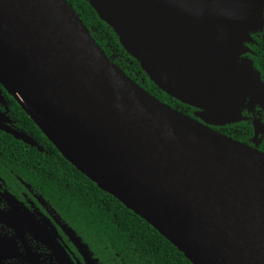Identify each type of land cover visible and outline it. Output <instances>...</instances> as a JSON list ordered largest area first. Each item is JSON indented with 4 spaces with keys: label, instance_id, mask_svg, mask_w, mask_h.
Wrapping results in <instances>:
<instances>
[{
    "label": "water",
    "instance_id": "obj_1",
    "mask_svg": "<svg viewBox=\"0 0 264 264\" xmlns=\"http://www.w3.org/2000/svg\"><path fill=\"white\" fill-rule=\"evenodd\" d=\"M88 2L153 83L206 123L239 121L247 89L264 95L239 63L264 28V0ZM0 84L68 162L192 264H264V153L145 90L67 0H0ZM0 130L43 151L1 110Z\"/></svg>",
    "mask_w": 264,
    "mask_h": 264
},
{
    "label": "trees",
    "instance_id": "obj_2",
    "mask_svg": "<svg viewBox=\"0 0 264 264\" xmlns=\"http://www.w3.org/2000/svg\"><path fill=\"white\" fill-rule=\"evenodd\" d=\"M67 1L112 62L123 67L113 59L112 52L122 59L127 58L135 72H140L136 82L143 88L174 109L182 105L153 83L140 63L123 48L113 28L98 16L88 0ZM252 37L257 42L253 47L257 54L255 59L261 62L260 70L264 73V28L253 33ZM7 98L9 116L16 121L15 127L32 135L43 151L0 130L1 174L13 171L39 189L74 227L82 242L99 254L105 264H192L145 220L79 172L60 154L14 98L9 95ZM231 137L237 138L233 134Z\"/></svg>",
    "mask_w": 264,
    "mask_h": 264
},
{
    "label": "flooded vegetation",
    "instance_id": "obj_3",
    "mask_svg": "<svg viewBox=\"0 0 264 264\" xmlns=\"http://www.w3.org/2000/svg\"><path fill=\"white\" fill-rule=\"evenodd\" d=\"M246 45L250 51L240 55L239 63L248 66L250 74H259V80L264 86V73L260 70L262 64L256 61L257 54L253 51L257 42L253 38V41ZM112 57L122 64L123 67L116 65L121 67L131 79L134 77L135 82L139 79L140 72H135L132 62H129L127 58L122 59L113 52ZM259 80H253L254 84L259 85ZM0 89L3 99L0 102V110L9 115L10 109L7 108L9 107L7 98L9 94L1 84ZM250 94V90L247 89L241 106L240 120L224 125L206 123L200 116L202 112L200 109L177 99L182 105H177L176 109L228 137L233 134L237 137L235 140L264 153V95L254 96L252 99ZM12 121L15 127L16 121L13 119ZM255 122L259 124L258 128L255 127ZM241 123H245V125H240ZM64 227L70 228L78 236V232L59 213L52 201L46 198L32 183L13 171L10 174L0 173V264H36L37 262L40 264H67L62 258L60 261L53 252L51 243L46 238L48 235H52L56 239L67 253L71 263L90 264L71 242ZM45 241L49 246L44 243ZM88 247L89 260L92 264L106 263L100 260L99 254L90 246Z\"/></svg>",
    "mask_w": 264,
    "mask_h": 264
}]
</instances>
